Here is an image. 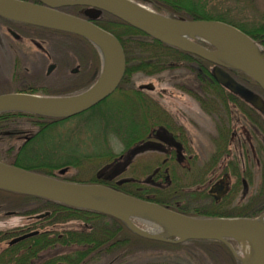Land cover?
<instances>
[{"label":"trees","instance_id":"trees-1","mask_svg":"<svg viewBox=\"0 0 264 264\" xmlns=\"http://www.w3.org/2000/svg\"><path fill=\"white\" fill-rule=\"evenodd\" d=\"M135 1L149 5L152 10L170 17H184L190 20L216 19L229 23L249 35L257 43L260 50L264 51V10L261 12L259 20L246 23L228 20L225 15L208 14L203 9L200 0ZM83 17L86 19V15ZM93 22L115 35L122 45L126 64L124 76L118 87L111 95L90 109L67 118H51L23 111L0 112V131L5 129L15 130L14 128H16L26 130L27 133L33 135L21 149H0L1 162L61 180L75 182L74 177H65L64 174L68 168L78 166L81 159L77 156L66 158L69 151L63 150L60 144L66 140V135H63L64 128L57 129L59 128L58 124L77 116L85 121L88 118L97 117L102 128L103 150H93V154L87 157L90 159L92 157L96 159L103 157L113 159L115 155L109 148L108 136H115L123 143L124 150H126L137 139L145 135L140 129L146 128L149 124L146 123V120L143 123L141 121L135 123L134 119L152 117L148 107L149 99L146 96L145 98L142 97L146 92L136 89L131 83L133 74L141 72L146 76H153L164 70L177 67L183 68L186 73L181 78L172 81V86L194 98L203 111L220 116V123L217 127L221 136L228 134L226 133V127L232 126L233 123L232 119H229L231 112L238 110L264 137V115L262 112L239 93L231 91L219 83L213 74L212 63L195 54L165 44L109 13L103 12L101 17ZM34 27L40 30V37L47 41L48 51L51 54L52 61L57 64L58 70L47 76L45 70L42 69L37 78L26 77L16 87V91L44 96L66 97L87 90L97 81L102 69V60L97 48L91 41L81 35L67 31L42 26ZM197 42L210 48L200 40H197ZM63 63L68 64L67 68L75 63L85 65L84 71L89 72L87 78L80 81L77 86H70V82L80 78V75H68L66 73L67 69H64L63 76H58V71L63 69L61 66ZM226 70L246 89L259 95L264 100V91L248 75L239 69L227 68ZM86 79L87 81H85ZM226 118L228 123H225ZM119 128H121V131H119ZM66 129H68L66 134L69 135L73 131L70 128ZM131 129L134 131H131ZM226 141L227 136L219 146L222 148ZM258 152L261 160L260 185L258 190L240 205H231L228 202L229 195H227L222 202L210 207L209 202L213 201L206 195L198 197L197 192L189 191L187 193L188 204L178 206L176 205L179 201L178 198L174 200L168 197L169 191L173 188L166 192L167 197L165 194V197L159 196L158 189L152 188L148 191L152 195L147 200L192 217L257 218L264 212V145L262 143L258 145ZM59 155H63V160H67H64L61 164L57 163ZM249 172L250 170L247 172L246 177L251 183V173ZM106 180L95 177L81 182H105V186L119 190L114 181L109 183ZM172 187L178 189L176 180L173 181ZM133 195L145 199L142 194L134 193ZM27 197L40 200L42 209H53L54 220L57 222L81 220L93 224L94 232H100L89 236L88 241L89 243L93 242V245L88 250H77L69 255L73 257V264H81L82 260L92 262L101 259L105 263L115 259L114 264H119L130 260L142 251L149 249L152 245L182 249L188 243L199 245L213 264H241V261L219 240L189 239L180 243H171L147 239L135 234L124 222L109 215L68 206L37 196L27 195ZM71 234L73 235L71 236ZM62 238L64 240L70 239V241L79 245L85 242V238L81 233L65 234ZM227 241L237 251L235 240L227 239Z\"/></svg>","mask_w":264,"mask_h":264},{"label":"water","instance_id":"water-1","mask_svg":"<svg viewBox=\"0 0 264 264\" xmlns=\"http://www.w3.org/2000/svg\"><path fill=\"white\" fill-rule=\"evenodd\" d=\"M0 0V16L36 26L75 33L97 48L102 69L97 81L87 90L72 96L55 97L12 92L0 94V112L23 111L51 118H67L82 113L108 97L118 87L125 72V55L118 38L93 21L109 13L153 38L195 54L213 64L216 80L239 93L258 110L264 100L235 80L227 68L239 69L264 91V51L245 32L216 19L190 20L158 13L135 0ZM86 6V19L58 8ZM200 40L210 46H203ZM99 43L105 51L102 55ZM53 65L48 67L51 71ZM0 189L37 196L68 206L97 211L124 222L135 234L156 241L180 243L189 239L219 240L245 264L227 239L246 238L254 246V264H264V212L257 218L192 217L156 202L141 199L103 184L61 180L0 161ZM115 200L107 204L99 198ZM159 218L179 231L159 234L136 224V215Z\"/></svg>","mask_w":264,"mask_h":264},{"label":"flooded vegetation","instance_id":"flooded-vegetation-1","mask_svg":"<svg viewBox=\"0 0 264 264\" xmlns=\"http://www.w3.org/2000/svg\"><path fill=\"white\" fill-rule=\"evenodd\" d=\"M31 2L37 1L31 0ZM87 9L86 6L80 5L58 8L61 12L82 18L87 13ZM34 26L36 25L0 16V51L2 50L1 53L6 56L5 60L10 61L11 68L8 75L0 74V94L19 92L16 91V87L26 77L37 78L43 68V59L47 64L45 75L49 76L57 72V64L52 61L51 54L46 48V46L48 47L47 41L40 37V30ZM27 40L34 46L33 50L31 49L32 52L27 51L23 45ZM50 65H53V68L48 72ZM61 66L63 69L58 71V76H63L64 69H67L68 75H80V78L70 82L72 87L77 86L89 74L87 70L84 71L85 65L80 63H75L69 68L66 63ZM136 89L144 91L142 88ZM145 96L149 99L148 107L152 117L134 119L135 123L137 121L143 123L146 120V123L149 124L146 128L140 129L145 135L125 150L126 152L132 151V155L124 161L120 172L130 167L137 174L147 173L146 183L136 177L121 180H113L108 177L103 179H107L106 181L109 183L114 181L115 186L121 192L130 195L142 194L145 200L151 197L152 194L148 191L152 188L158 189L161 197H165V195L167 197L166 192L173 188L172 192L169 191L168 197L174 200L178 198L179 201L176 203L178 206L188 204L187 193L189 191L197 192L198 197L206 195L213 201L209 202L210 207L222 202L227 195H229L228 202L232 205L235 196L245 185L244 183H250L246 177L247 172L250 170L251 179L254 175L252 167L245 165L243 141H239L241 146L234 143L238 139V131L234 130L236 128L233 127V123L232 126L226 127L227 141L224 146L222 145V148L219 145L226 136L219 134L218 127L215 129L216 133L212 139L213 150L208 157L201 160L196 153L192 152L195 143H193L187 126L189 117H192L190 111L183 109L186 115L180 116L177 112L171 111L164 99L158 95L145 93L142 97L145 98ZM196 103L200 107L197 101ZM188 107L190 108V106ZM205 114L217 117L215 114L207 112ZM225 123H228L227 118ZM251 126L253 125L251 124ZM135 127L137 128L136 125ZM253 127L263 139L254 146L252 153L255 157L253 158L254 164L259 173L258 178H260L261 160L258 145L260 143L264 145V137L255 126ZM14 129L0 131V149H21L26 141L33 137L26 130ZM131 131L134 130L131 129ZM148 151L157 152L163 157L155 159L154 166L149 165L147 161H139L137 164L134 162L137 155ZM246 155H248L247 149ZM124 156L125 154L121 152L118 155V160L125 158ZM174 180L177 181L178 189L172 187ZM85 184L105 185V182L98 183L96 181ZM192 185H194L193 188ZM53 212L51 208L42 209L41 201L38 199L27 197L23 193L0 189V264H73V257L69 255L77 250H88L93 245V242L89 243L88 241L89 236L100 233L99 231L94 232L93 224L81 220L76 224H67L72 220L57 222L54 220ZM70 233H81L85 242L79 245L70 239L62 238L63 235ZM98 261L101 264L103 262L102 259ZM114 261L115 259H111L104 264H114ZM92 262L82 260L81 264H91Z\"/></svg>","mask_w":264,"mask_h":264},{"label":"rangeland","instance_id":"rangeland-1","mask_svg":"<svg viewBox=\"0 0 264 264\" xmlns=\"http://www.w3.org/2000/svg\"><path fill=\"white\" fill-rule=\"evenodd\" d=\"M203 9L208 14L212 15H225V18L234 22H246L249 23L253 20H259L260 14L264 10V0H200ZM148 8L149 5L144 4ZM27 51L32 52L34 46L28 40L23 44ZM48 49V47L46 46ZM32 49V50H31ZM2 51V50H1ZM0 51V74L8 75L11 72L10 61L5 60V57ZM43 70L46 69V61L42 60ZM186 73L181 67L164 70L163 72L146 76L141 72H137L132 76V84L136 88H142L146 93L150 95L159 96L164 99L166 105L171 111L177 112L180 116L186 115L183 109H188L192 117H189L187 126L193 143H195L193 153H196L198 158L203 160L208 157L212 150V139L216 133L217 125L220 123V116L212 117L198 107L194 98L188 94L183 93L179 89L172 86V81L177 78H181ZM262 114L264 115V102L257 101ZM190 106V108L188 106ZM231 112L229 119L233 121V127L235 131H238V139L234 142L235 145H240L239 141H243V156L245 159V165H250L253 169L252 182H245L243 187L239 190L233 200L232 205H240L248 200L252 194H254L260 185L261 178H258V170L254 164L252 155L254 146L258 142L262 141L261 134L246 120V118L240 114L238 110ZM57 129L64 128L63 135H66V140L62 145L63 150L69 151L66 155L68 157L77 156L81 159L76 167H70L64 174L65 177L76 179L75 182L82 183L81 181H88L92 178H111L113 180L129 179L130 177H136L140 181L146 183L148 174H137L133 172L130 167L125 171L120 172V169L124 165V161L130 158L132 151H125L124 145L113 135H109L107 142L109 148H111L115 157L108 159L103 157L91 159L87 156L93 154V150H103L104 142L102 140V128L97 120V117L88 118L86 121L80 116L70 118L64 122L58 124ZM66 128H70L71 134H66ZM56 129V130H57ZM62 142V141H61ZM241 146V145H240ZM248 155H246V149ZM233 149V147H232ZM234 151V150H233ZM123 152L125 158L118 160V155ZM134 154V153H133ZM63 155H59V161L57 163H63ZM162 154L157 152H144L136 156L137 162L147 161L149 165L154 166L155 159H161ZM237 157V156H234ZM65 167V166H61ZM149 171V170H148ZM78 180V181H77ZM192 188L194 185L191 186ZM79 220L69 221L67 224H76ZM137 225L147 230H154L146 223L135 219ZM156 233H164L163 230L154 231ZM236 242V241H235ZM237 254L241 259L245 258V253L242 248V244L236 242ZM105 261L103 260L102 264ZM91 264H101L99 261H94ZM119 264H213L210 258L206 255L203 249L193 243L185 244L182 249H172L169 247H159L152 245L149 249L142 251L138 255L134 256L130 260L121 262Z\"/></svg>","mask_w":264,"mask_h":264},{"label":"bare ground","instance_id":"bare-ground-1","mask_svg":"<svg viewBox=\"0 0 264 264\" xmlns=\"http://www.w3.org/2000/svg\"><path fill=\"white\" fill-rule=\"evenodd\" d=\"M98 47L100 48V51L102 53V55L105 57V51L104 48L97 43ZM102 201L106 202L107 204L110 205H115L116 201L115 200H111V199H107V198H99ZM137 219L140 220L141 222L146 223L148 226L152 227L154 230L151 231H159V230H163L164 233L162 234H168V233H173L176 231H179L178 229H175L173 227H171L170 225H168L167 222L159 219V218H155V217H150V216H143L141 214L136 215ZM259 228H263L264 229V224H262V222H260ZM161 234V233H159ZM238 243L242 244V248L244 250L245 253V258L243 259V262L245 264H254L255 261V249L253 244L251 243V241H249L246 238H239L238 239Z\"/></svg>","mask_w":264,"mask_h":264}]
</instances>
